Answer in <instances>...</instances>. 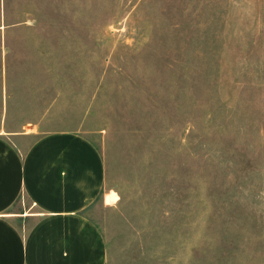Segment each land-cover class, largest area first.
I'll list each match as a JSON object with an SVG mask.
<instances>
[{
  "label": "rangeland",
  "instance_id": "rangeland-1",
  "mask_svg": "<svg viewBox=\"0 0 264 264\" xmlns=\"http://www.w3.org/2000/svg\"><path fill=\"white\" fill-rule=\"evenodd\" d=\"M0 114L100 151L105 264H264V0H0Z\"/></svg>",
  "mask_w": 264,
  "mask_h": 264
},
{
  "label": "crops",
  "instance_id": "crops-1",
  "mask_svg": "<svg viewBox=\"0 0 264 264\" xmlns=\"http://www.w3.org/2000/svg\"><path fill=\"white\" fill-rule=\"evenodd\" d=\"M26 135L0 130V264H105L104 238L85 214L104 185L100 151L77 131L22 147Z\"/></svg>",
  "mask_w": 264,
  "mask_h": 264
}]
</instances>
